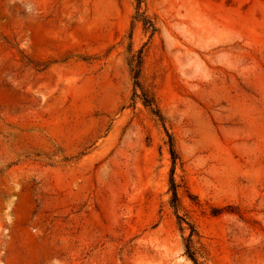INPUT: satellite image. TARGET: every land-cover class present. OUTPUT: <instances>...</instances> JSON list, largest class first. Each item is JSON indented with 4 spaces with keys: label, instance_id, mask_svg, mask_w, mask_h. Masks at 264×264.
Segmentation results:
<instances>
[{
    "label": "rangeland",
    "instance_id": "374dc122",
    "mask_svg": "<svg viewBox=\"0 0 264 264\" xmlns=\"http://www.w3.org/2000/svg\"><path fill=\"white\" fill-rule=\"evenodd\" d=\"M0 0V264H264V0ZM213 208H221L217 215Z\"/></svg>",
    "mask_w": 264,
    "mask_h": 264
},
{
    "label": "trees",
    "instance_id": "16d2710c",
    "mask_svg": "<svg viewBox=\"0 0 264 264\" xmlns=\"http://www.w3.org/2000/svg\"><path fill=\"white\" fill-rule=\"evenodd\" d=\"M133 19L141 23L144 32L148 34L149 41L157 31V27L153 18L144 9L143 0H136ZM144 48L145 45L136 51H133L131 47L128 48V53L130 55L127 58V66L132 81V96L130 106H134L137 100L141 101L143 106L151 112V114L158 120L165 131L167 137L166 144L171 158V170L168 183V192L170 195L169 205L173 209L179 229L182 232H187V236L183 238L185 256L191 260L193 264H203L202 258L205 255V250L200 244L199 240L195 239V237H198V231L189 221L186 213L183 212L178 193L180 185L174 178L175 168L177 162L179 161V157L175 149L173 136L166 127L165 118L161 113L156 98L152 93L145 89L141 80ZM221 212V208H213L211 211L213 215L220 214Z\"/></svg>",
    "mask_w": 264,
    "mask_h": 264
}]
</instances>
